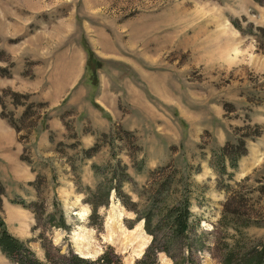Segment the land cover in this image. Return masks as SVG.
Here are the masks:
<instances>
[{
  "label": "rangeland",
  "instance_id": "374dc122",
  "mask_svg": "<svg viewBox=\"0 0 264 264\" xmlns=\"http://www.w3.org/2000/svg\"><path fill=\"white\" fill-rule=\"evenodd\" d=\"M262 26L264 3L255 0H0V113H11L20 126L18 132L0 117L6 230L41 261L48 249L55 264L77 253L78 228L99 250L91 261L106 253L111 264H160L163 253L173 264L166 253L151 252L144 220L115 189L96 211L90 203L99 188L115 184L102 173L106 165L126 167L131 181L122 191L135 201L167 165L175 179L193 181L190 211L198 223L182 256L190 251L197 264H222L216 241L225 250L240 236L247 247L264 245ZM85 47L98 60L95 70L87 67ZM13 92L28 94L20 99L31 103L33 117L47 111L44 128L32 132ZM255 126L262 133L253 137ZM238 137L247 140V153L234 168L225 160L219 173L218 149ZM96 143L98 150L84 158L82 151ZM231 192L239 203L230 209L249 219L246 227L221 221ZM112 197L124 215L121 225L110 222V231ZM141 220L151 238L129 262L134 244H120L129 243L126 230ZM108 231L117 245L106 240ZM0 264L20 263L0 248Z\"/></svg>",
  "mask_w": 264,
  "mask_h": 264
},
{
  "label": "trees",
  "instance_id": "16d2710c",
  "mask_svg": "<svg viewBox=\"0 0 264 264\" xmlns=\"http://www.w3.org/2000/svg\"><path fill=\"white\" fill-rule=\"evenodd\" d=\"M260 3H264V0H255ZM260 39L264 45V26L257 27ZM87 52V67L91 70H95L98 66V60L93 56L91 50L85 47ZM12 102L14 105H24L25 109L22 112V118L29 116L30 128L32 132H36L38 128H44L48 119L47 111L40 113L36 112V116L31 115L30 109L31 103L21 101L20 98H29L28 94H19L13 92ZM4 104H2L3 106ZM0 117H6L9 123L20 131V126L15 123L14 115L11 113H5L1 111ZM251 133V132H249ZM262 132L255 126L252 132V136H258ZM96 143L93 147L83 150V157L89 158L94 155L99 148ZM218 154L215 156L214 167L219 173L225 172V160L228 161L229 166L234 168L236 166L239 157L247 153V140L238 137L235 142L223 145L218 149ZM22 158V157H21ZM25 158V157H23ZM110 165V164H109ZM108 167L107 171H102L103 174L107 172L109 174V181L114 182V185L108 184L104 189H98L100 193L96 195L94 199H91L93 211L108 202L109 193L112 189H115L117 197L123 203V205L133 211L138 219L144 220V228L152 236L151 252L161 251L166 253L173 259V264H197L192 253H188L186 256H182L181 251L186 245V240L190 238L192 227L197 221H193V215L190 211L191 205V185L193 181L188 180L187 177H181L175 179L173 173L168 169L167 165L157 168L155 175L150 178L147 184H144L141 189L137 191L138 200H132L130 195L122 191V185L126 181H131V177L125 170V166H121L119 163L113 164ZM141 167V164L139 165ZM97 168V167H95ZM98 169V168H97ZM177 182L180 184L177 187ZM4 188L0 183V205L1 195ZM233 192L224 203V210L222 220L225 226H228L230 222H233V227L239 226L246 227L249 225V219L240 218L230 206L232 202L237 201ZM15 203H23V201H13ZM239 203V201H237ZM33 209L37 211L39 204L32 203ZM31 207V205H29ZM32 208V207H31ZM42 212V211H40ZM233 214V215H232ZM232 215L233 217H229ZM220 221V222H221ZM222 224V222L220 223ZM0 248L8 258L17 260L20 264H55L53 256H51L48 249L45 251V261L39 260L35 257L34 252L27 246L26 241H23L14 235H11L5 228L3 220L0 218ZM149 235V236H150ZM198 238L192 239V242H196ZM243 238L240 236V241L235 240L231 247L223 249L219 241L216 244L217 250H221L219 255L221 257L222 264H264V245L261 247H247L241 241ZM224 244V243H223ZM229 244V243H228ZM241 244V245H240ZM203 244L197 245L198 248H203ZM42 247H45L44 245ZM224 250V251H223ZM146 256V254H145ZM90 259V258H89ZM81 258L78 255H70L64 263L67 264H111L113 262L106 253L99 257L95 261ZM138 264H153L152 262H146L140 260Z\"/></svg>",
  "mask_w": 264,
  "mask_h": 264
},
{
  "label": "bare ground",
  "instance_id": "6f19581e",
  "mask_svg": "<svg viewBox=\"0 0 264 264\" xmlns=\"http://www.w3.org/2000/svg\"><path fill=\"white\" fill-rule=\"evenodd\" d=\"M232 51L236 52L235 48L232 49ZM117 203L118 202L112 197V211L106 220V227L107 228H108V226H110L111 221H115L117 224L121 225V219H122L124 214H123V209L118 208ZM110 207H111V205H110ZM78 213H79L78 214L79 218L83 220L85 215H86V211L84 209H82ZM142 224H143L142 220L138 221V223L132 229L126 230L128 232V234H130V236H131L130 239H128L129 243L122 242L120 244V245L124 246V248L127 245L129 246L131 244H134V246L131 249L130 255H129V262H132L135 258L140 257L142 255L144 249L146 248V246L148 245V243L150 241L151 237L143 231ZM110 231L107 232L105 238L108 242L117 245L118 243L115 242L113 235L111 234ZM55 236H56V239H58L60 236V233H57ZM56 241H58V240H56ZM72 241H73L74 250L81 257L83 256L85 258H90L91 256H93V254H95L96 252L99 251L98 249L94 250V249L89 248V245L87 244L86 232L83 228H78L77 230L73 231ZM121 248H123V247H121ZM160 255H161L160 264H170V261H169L168 257L165 256V254L160 253Z\"/></svg>",
  "mask_w": 264,
  "mask_h": 264
},
{
  "label": "water",
  "instance_id": "95a60500",
  "mask_svg": "<svg viewBox=\"0 0 264 264\" xmlns=\"http://www.w3.org/2000/svg\"><path fill=\"white\" fill-rule=\"evenodd\" d=\"M76 254V253H75ZM79 257H81V256H79ZM81 258H85V257H81ZM86 259H89V258H86Z\"/></svg>",
  "mask_w": 264,
  "mask_h": 264
}]
</instances>
